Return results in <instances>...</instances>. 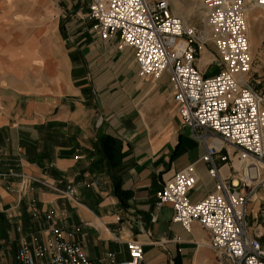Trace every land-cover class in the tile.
<instances>
[{
  "label": "crops",
  "instance_id": "obj_1",
  "mask_svg": "<svg viewBox=\"0 0 264 264\" xmlns=\"http://www.w3.org/2000/svg\"><path fill=\"white\" fill-rule=\"evenodd\" d=\"M90 1L50 0L69 17L59 9L56 28L61 21V31L64 22L70 30L65 47L44 58L43 80L0 87V213L10 223L0 263L17 264L16 251L32 247L33 236L45 240L51 211L59 226L80 228L77 240L94 264L107 254L126 260L129 240L142 244L145 264H211L217 252L208 233L174 222L170 204L156 207L164 183L190 165L197 183L188 199L215 191L205 148L183 125L168 75L140 78L134 50L93 30ZM209 43L196 64L207 77L219 70Z\"/></svg>",
  "mask_w": 264,
  "mask_h": 264
},
{
  "label": "built area",
  "instance_id": "obj_2",
  "mask_svg": "<svg viewBox=\"0 0 264 264\" xmlns=\"http://www.w3.org/2000/svg\"><path fill=\"white\" fill-rule=\"evenodd\" d=\"M250 4L264 8V0ZM246 5L245 0H203L206 39L172 11L168 0H91L86 14L103 40L117 36L118 49L134 50L140 78L157 81L168 75L183 125L205 148L201 161L215 191L199 203L188 199L197 183L190 165L164 183L156 207L170 204L173 221L186 231L198 223L226 264H264V218L251 217V204L264 188V93L249 79L253 59ZM208 42L219 60L210 77L196 65ZM67 194L73 196L71 187ZM44 219L45 240L33 236L32 247L21 245L17 264H94L77 240L79 227L59 226L51 211ZM126 247V260L107 254L100 264H145L140 242L129 240Z\"/></svg>",
  "mask_w": 264,
  "mask_h": 264
},
{
  "label": "rangeland",
  "instance_id": "obj_3",
  "mask_svg": "<svg viewBox=\"0 0 264 264\" xmlns=\"http://www.w3.org/2000/svg\"><path fill=\"white\" fill-rule=\"evenodd\" d=\"M6 1L7 4L3 5L8 6L7 10L0 13V87L3 88V92H5V87H11L15 80L24 79L29 82L43 80L41 74L44 71V58L51 54L54 47L57 50L60 44L63 49L65 47L64 40L70 35L67 22H64L62 31L60 29L61 21L56 28L60 8L62 15L65 16L62 20L69 19L64 11V5L54 4L53 8L50 0ZM168 1L174 13L179 14L186 24L196 26L205 39L209 37L203 9L200 13L193 14V7L188 0ZM202 1L197 0V8H202ZM247 1L245 0L246 4ZM2 2L3 0H0V6ZM249 6L250 4L246 5V18L253 59L249 79L258 91L264 93V9L255 8L248 12ZM205 47L207 50L212 48L210 43ZM216 70V67H211L207 73L208 76L215 74ZM50 84V81L46 80V85L50 86ZM0 215L5 216L2 212ZM259 215L264 218V188L260 190L256 201L251 205V217ZM7 222L9 225L7 237L0 240V250L6 243L1 242L8 239L10 230L8 219ZM211 253L213 254L211 264H226L223 257L213 251Z\"/></svg>",
  "mask_w": 264,
  "mask_h": 264
},
{
  "label": "bare ground",
  "instance_id": "obj_4",
  "mask_svg": "<svg viewBox=\"0 0 264 264\" xmlns=\"http://www.w3.org/2000/svg\"><path fill=\"white\" fill-rule=\"evenodd\" d=\"M174 1H176V0H174ZM250 0H248L247 1V4H250V2H249ZM188 2L191 4V6L193 7L192 8V13L193 14H196V13H200V11H201V9L203 8H197V6H198V3H197V0H188ZM256 7H254V6H251V4H250V6L247 8L248 10V12L250 11V10H252V9H255ZM264 9V8H263ZM202 13H203V11H202ZM204 13H205V11H204ZM247 25H248V21H247ZM248 27V26H247ZM248 33H249V27H248ZM207 35V34H206Z\"/></svg>",
  "mask_w": 264,
  "mask_h": 264
},
{
  "label": "trees",
  "instance_id": "obj_5",
  "mask_svg": "<svg viewBox=\"0 0 264 264\" xmlns=\"http://www.w3.org/2000/svg\"><path fill=\"white\" fill-rule=\"evenodd\" d=\"M6 216L0 215V240L7 237L8 222Z\"/></svg>",
  "mask_w": 264,
  "mask_h": 264
}]
</instances>
